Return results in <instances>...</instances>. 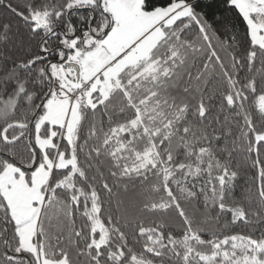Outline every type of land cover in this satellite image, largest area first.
Returning a JSON list of instances; mask_svg holds the SVG:
<instances>
[{
    "label": "snow or ice",
    "instance_id": "snow-or-ice-1",
    "mask_svg": "<svg viewBox=\"0 0 264 264\" xmlns=\"http://www.w3.org/2000/svg\"><path fill=\"white\" fill-rule=\"evenodd\" d=\"M213 4L0 0V264H264V0Z\"/></svg>",
    "mask_w": 264,
    "mask_h": 264
},
{
    "label": "trees",
    "instance_id": "trees-1",
    "mask_svg": "<svg viewBox=\"0 0 264 264\" xmlns=\"http://www.w3.org/2000/svg\"><path fill=\"white\" fill-rule=\"evenodd\" d=\"M203 2L206 4H213V0H203ZM213 6L215 5L213 4Z\"/></svg>",
    "mask_w": 264,
    "mask_h": 264
}]
</instances>
